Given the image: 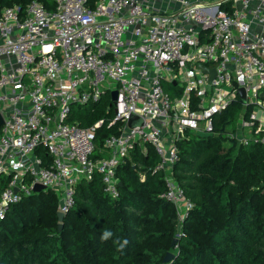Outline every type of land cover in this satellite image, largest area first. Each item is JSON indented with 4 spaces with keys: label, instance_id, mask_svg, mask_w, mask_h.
Listing matches in <instances>:
<instances>
[{
    "label": "built area",
    "instance_id": "2783aa9c",
    "mask_svg": "<svg viewBox=\"0 0 264 264\" xmlns=\"http://www.w3.org/2000/svg\"><path fill=\"white\" fill-rule=\"evenodd\" d=\"M54 1V10L39 0L0 7V218L36 185L57 194L66 216L78 184L96 173L117 197L120 165L152 145L153 171H166L162 196L183 221L194 203L174 177L177 139L216 134L218 115L241 102L240 128L252 136L240 138L238 127L234 138L264 142V0H176L165 9L156 0ZM201 65L215 70L211 82ZM105 98L110 116L89 126L73 118L75 106ZM133 115L141 123L131 126ZM104 125L115 132L101 149Z\"/></svg>",
    "mask_w": 264,
    "mask_h": 264
},
{
    "label": "trees",
    "instance_id": "16d2710c",
    "mask_svg": "<svg viewBox=\"0 0 264 264\" xmlns=\"http://www.w3.org/2000/svg\"><path fill=\"white\" fill-rule=\"evenodd\" d=\"M30 1L0 0V7L24 8ZM39 1L48 10L56 7L54 0ZM165 87L178 91L174 83ZM107 105L106 98L100 104L77 105L73 118L89 126L111 115ZM242 109L236 102L221 112L216 134L188 133L177 139L180 158L174 177L194 203L183 221L162 196L166 171H153L160 158L149 145L148 154L137 148L118 168L122 185L117 197L105 191L100 173L78 184L76 204L63 221L69 231L59 228L54 191L12 206L0 218V264H264V142L251 138L237 143L218 132L235 129ZM114 132L104 125L98 148ZM107 155L104 150L97 154ZM106 230L113 236L102 241ZM117 240L128 241L122 251ZM168 252L173 256L164 263Z\"/></svg>",
    "mask_w": 264,
    "mask_h": 264
},
{
    "label": "water",
    "instance_id": "95a60500",
    "mask_svg": "<svg viewBox=\"0 0 264 264\" xmlns=\"http://www.w3.org/2000/svg\"><path fill=\"white\" fill-rule=\"evenodd\" d=\"M201 67L205 70V71H208L211 73V77H210V82L213 80V78L215 77V70L214 69H209L207 66L205 65H201ZM240 94H241V97L243 99V101L246 100V94H245V90L243 88L240 89ZM117 97V93L114 92L113 95H112V99L115 100ZM139 118L136 116V115H133L130 119V125L133 126L137 123H141V120L139 121ZM3 123V116L1 115L0 113V126L1 124ZM120 185H122V182L120 183ZM36 191L40 192L42 191L43 187L41 185H36ZM57 216H58V220H59V228L61 229L63 227V221H64V218H65V215L61 212H58L57 213ZM176 240L177 239H174L173 241V245L176 243ZM173 256V253L171 252H168L164 258V263H167Z\"/></svg>",
    "mask_w": 264,
    "mask_h": 264
},
{
    "label": "rangeland",
    "instance_id": "374dc122",
    "mask_svg": "<svg viewBox=\"0 0 264 264\" xmlns=\"http://www.w3.org/2000/svg\"><path fill=\"white\" fill-rule=\"evenodd\" d=\"M239 121H240V119H239ZM239 121H238V125L236 126V128L235 129H233L232 127H230V126H227L225 129H223V130H219L218 132L219 133H222V132H224L225 134L227 133V135H229L231 138H234L236 135H237V133H236V131H238V127H239V131H238V136L240 137V138H246L247 136L246 135H248V136H252V133H250L249 131L250 130H242L241 128H240V123H239ZM234 139H236V141H237V143H240V140L238 139V138H234ZM227 144H228V146H229V144H231V142H226ZM132 154V153H131ZM130 154V155H131ZM177 210V209H176ZM179 231H181V224H179ZM61 229H65V225H63V227L61 228ZM66 231H69L68 229H65ZM175 239H177L176 241H178V237H176Z\"/></svg>",
    "mask_w": 264,
    "mask_h": 264
},
{
    "label": "crops",
    "instance_id": "0c3cea01",
    "mask_svg": "<svg viewBox=\"0 0 264 264\" xmlns=\"http://www.w3.org/2000/svg\"><path fill=\"white\" fill-rule=\"evenodd\" d=\"M175 1L176 0H156L155 5L157 6V8H160V9H165L167 7L173 8V7L177 6ZM149 147H150L149 145L143 146V149H141V151L144 154H148L149 153V150H148ZM145 151H147V153H145Z\"/></svg>",
    "mask_w": 264,
    "mask_h": 264
},
{
    "label": "clouds",
    "instance_id": "9594fccd",
    "mask_svg": "<svg viewBox=\"0 0 264 264\" xmlns=\"http://www.w3.org/2000/svg\"><path fill=\"white\" fill-rule=\"evenodd\" d=\"M112 236H113V233H112L111 231L106 230V231L103 232V234H102V236H101V240H102V241H107V240H109ZM115 243H117V244L120 245L119 250L122 251L123 248L127 245L128 241H127V240H124V241L121 243L119 240H117V241H115Z\"/></svg>",
    "mask_w": 264,
    "mask_h": 264
}]
</instances>
